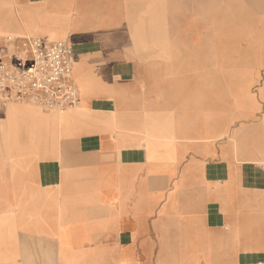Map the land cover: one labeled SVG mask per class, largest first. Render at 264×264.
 <instances>
[{
    "label": "crops",
    "instance_id": "crops-1",
    "mask_svg": "<svg viewBox=\"0 0 264 264\" xmlns=\"http://www.w3.org/2000/svg\"><path fill=\"white\" fill-rule=\"evenodd\" d=\"M153 1L0 0V35L72 48L79 95L0 102V264H264V64L156 38Z\"/></svg>",
    "mask_w": 264,
    "mask_h": 264
},
{
    "label": "rangeland",
    "instance_id": "rangeland-1",
    "mask_svg": "<svg viewBox=\"0 0 264 264\" xmlns=\"http://www.w3.org/2000/svg\"><path fill=\"white\" fill-rule=\"evenodd\" d=\"M154 2L146 0L145 6ZM169 3L164 28L161 21L157 26L163 29L155 28L156 38L192 35L207 41L208 37L217 65L232 66L234 71L244 65L264 64V0H176L174 3L171 0ZM190 12L192 20L188 19ZM154 17L157 14H149V30L154 26L151 20Z\"/></svg>",
    "mask_w": 264,
    "mask_h": 264
},
{
    "label": "built area",
    "instance_id": "built-area-1",
    "mask_svg": "<svg viewBox=\"0 0 264 264\" xmlns=\"http://www.w3.org/2000/svg\"><path fill=\"white\" fill-rule=\"evenodd\" d=\"M74 54L66 42L0 35V102H35L44 110L76 108Z\"/></svg>",
    "mask_w": 264,
    "mask_h": 264
},
{
    "label": "bare ground",
    "instance_id": "bare-ground-1",
    "mask_svg": "<svg viewBox=\"0 0 264 264\" xmlns=\"http://www.w3.org/2000/svg\"><path fill=\"white\" fill-rule=\"evenodd\" d=\"M17 104V103H16ZM18 104H22V102H20V103H18ZM76 108H74V110H75ZM67 110H70V109H67Z\"/></svg>",
    "mask_w": 264,
    "mask_h": 264
}]
</instances>
